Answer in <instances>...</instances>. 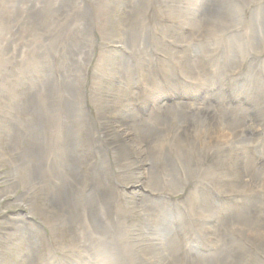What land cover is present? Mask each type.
<instances>
[{"label":"bare ground","instance_id":"obj_1","mask_svg":"<svg viewBox=\"0 0 264 264\" xmlns=\"http://www.w3.org/2000/svg\"><path fill=\"white\" fill-rule=\"evenodd\" d=\"M254 47L264 53V0H0V169H9L0 211L7 198L27 210L1 223V241L23 264H136L142 255L128 243L136 220L119 172L135 181L142 169L154 192L194 186L180 206L156 196L145 206L144 229L155 242L145 256L151 264H255L258 253L264 259V166L240 165L237 148L223 154L241 132L251 143L264 139V61L252 56ZM245 66L249 83L236 92L238 107L223 108L222 94L205 92H221L215 83L241 76ZM201 77L210 85L193 106L147 119L137 113L140 105H162L148 104L157 86L156 94L173 90L174 97ZM210 98L219 101L213 106ZM172 136L174 145L184 140L196 149L198 165L174 173L154 163L156 147L168 158ZM112 149L118 155L110 164ZM141 149L152 152L144 161L154 167L141 162L133 171ZM241 182L261 199L223 208L204 193L208 187L233 196ZM195 208L223 239L213 262L188 249L191 233L182 224L201 221Z\"/></svg>","mask_w":264,"mask_h":264},{"label":"rangeland","instance_id":"obj_2","mask_svg":"<svg viewBox=\"0 0 264 264\" xmlns=\"http://www.w3.org/2000/svg\"><path fill=\"white\" fill-rule=\"evenodd\" d=\"M19 1L20 0H17L18 4H19ZM39 1H41V0H39ZM76 1L83 2L85 0H80V1L79 0H76ZM25 6L28 7L29 9H31L30 3H27V5H25ZM253 6L254 5H252V6H249L248 5L247 6V9L245 10L244 15H243L245 20H248L250 18V14H251L250 13V9ZM15 42L13 43V45H16L17 44V42L16 43ZM261 50L262 49H260V48L254 47V48H252L250 50V52H251V54L252 53L255 54V55L252 54V56H254L255 58H260V59H262L264 61V53L261 54L260 53ZM189 55L194 60L195 51L190 52ZM244 68H243V74L241 76H237V74L235 76L224 75L223 78H222V80H218L215 83V85L220 89L221 92H217L216 90H209L208 88L205 89V92H207L208 94H210L212 96H219V94H222V99H220V100H224L223 101L224 102V105H222L223 108H226L225 106L227 104L231 108L238 107L239 104L242 102V98H237L236 97V92L243 85L249 83L247 76L250 74V69H249L248 66H245ZM259 72H260V76H262L264 78V68L262 66H259ZM186 78L187 77H184L183 79L185 80ZM200 79L192 78L191 80H189L187 82L189 85L188 86H182V87H180L179 91H182V90L183 91L180 92L179 94H176V96H174V97H169V96L173 95L174 93H177V92H175L173 90L171 92H169V93L156 94V92H160V89H162V88H159L160 86H157V88H156L157 90L155 91L154 99H153V101H151L148 104L149 105H154V104H157L158 105V102L161 101L162 102L161 103L162 105H160V106L158 105L156 107H145L143 105H140V106H137L139 108L137 110V113L143 119H147L152 114H154L152 116H157L160 113L158 111L160 109H164L167 112H173V111L178 110V108L181 109L183 106H193L194 104L198 103L202 98L206 97V96L203 95V87L210 85L209 82L207 84L205 83L206 82L205 77H201ZM199 82H201V83H199ZM211 85H213V84H211ZM166 100H168V101L166 102ZM218 101L210 98V101L209 102L214 106V105H216V103ZM139 102L140 103H144V101L141 98L139 99ZM242 105L244 106L245 105V102H243ZM262 134H263V138H264V130L262 131ZM181 139H183V134H180V140ZM172 141H174V142H172ZM183 141H181L178 144L174 145V143H177L178 140L177 139L175 140V138H173V136H172V139L169 142L170 144L168 143L169 145H166L165 146V147H169L170 146L169 147L170 150H169V154H168V158L167 159H165L164 154H163V156H159L157 154V152L160 151L161 149L159 147H156L155 150H154V152H153L154 153V163L156 165H169L170 168L172 169V171L174 173H178V172L182 173L180 171V168H181L182 171H185V168L188 165H195V164L198 165L197 164V158H196V149H194V147H192L190 144H188V145H187V143L185 144V142H183ZM234 141H235V143L233 144L232 148L225 149L226 151L224 150L223 151V154H227L231 150H235L237 148L236 151H238L239 153H236L234 155V157H233V158H235V160H236L237 163H239L240 165H248V164L251 163V164H254L255 167L264 166V139L261 142H259V143L254 142V140L251 143V140H249V138L246 139L243 136L242 132H241L236 137V139H234ZM240 141H242V142H240ZM171 142H172V144H171ZM125 144H128V143L127 142H123V146ZM161 145L162 146L164 145V142L163 141L161 142ZM171 145H173V146H171ZM174 147H175V149H174ZM171 148H173V149H171ZM218 152H221V151H218ZM261 152H262V154H261ZM140 154H141V155H139V160L140 161L138 163H136V164H132L133 165V171L137 170L139 168V165H142V163L144 165H146L145 163H147V166H150L151 165V162H150L151 160L150 159H148L149 162L148 161H144V159L147 156H150L152 154V152L150 151L148 153H144L143 150H142V152L140 151ZM193 154L195 155V157H194ZM117 155H118V152L115 151L114 149H112L111 152L107 155V158L110 160V164H113L114 163V158ZM187 156H189V157H187ZM259 160H260V162H258ZM101 163L103 165H106V158L105 157H104L103 161L101 160ZM4 164L5 163H3V165ZM137 164H138V166H137ZM93 165H96V163L93 164ZM118 165H126V163L120 162ZM151 166L154 167V165H151ZM215 166L221 167L223 165H215ZM7 168L6 167H4V168L1 167V169H0V189L3 186L2 185V182L5 179V173L9 170V169L7 170ZM140 174L141 175H139V177L136 176L135 181H132V178L131 179L130 178L128 179L127 178V174L125 173V171L121 169L120 172H119L120 179L121 180H125V182L124 183H120L119 186H120V190L123 191V194L125 195L126 199H128V203L126 204V206H130V204H132L133 216L135 215V220H136L135 230H133L132 232H129L130 233L129 234L130 237H129L128 243L129 244L131 243L130 245L133 246V249H134V251L136 253V256L137 255L138 256L139 255H142L141 260H137L136 261V264H138V263L139 264H151V262L145 256L147 255V252L149 253V251L151 249L150 246H152L155 242L152 241L153 240V237L148 235L147 229H144V227L146 228V226H145L146 224H145L144 220L147 219V216L145 215L146 207L152 201L153 196H156L159 199L166 198V200H164V201L170 202V203H177V205L180 206V203H183L184 204L185 197L190 196V194H191L192 189H193L194 186L192 184H189L180 193L179 192H177V193H171V194H167L166 193V195H165V194H161L159 191H155L154 192V190H152L153 188L150 186V173H149L148 170L147 171H145V170L143 171L141 169L140 170ZM242 182L238 186V194L239 195L238 194L233 195V196L231 194L221 195L218 191H215L214 188H208V187H205L204 188V193H207V194L210 193V194H212L213 197H214V199H215V201H216V204H218L219 207H223V208H237V207L240 208L243 203H246V205H251V203H253L255 201V199H259V198L261 199V191L256 190L252 184H251V186H253V187H251V189L248 188V189H245V190H241V187L240 186H242ZM144 184H146L147 186L146 185L144 186ZM148 187H150V188H148ZM145 189H146V191H145ZM211 190H212V192H211ZM253 194H255V195H253ZM146 195H147L148 198L146 197ZM246 196H247V198H246ZM236 201H237V203H236ZM249 201H250V203H249ZM17 206L18 205H15V204L12 203V199L11 198H7V199H5L3 201V203H1L0 225H1V223H5L7 221V218H10L13 215H19L20 213L22 215V214H24V213L27 212V210H25L23 207H21V206H18L17 207ZM133 208L135 209V211H134ZM194 213H195V215H196V217L198 219H200V220L202 219L201 212H200L199 209L195 208L194 209ZM28 218L30 220L29 222H33V223H36L37 225L41 226L36 219L30 218V217H28ZM29 222L27 221V223H29ZM183 225H187L189 227V231L191 233L190 234V239L186 242L187 243V246H188V249L191 251V253L195 257H203L206 260H208V262H213V261H211L210 256L211 255H215L216 256V254L218 252V249L221 247V245H223V239L220 236H218L219 238L216 237V232L218 230L216 231L214 229L215 223L213 221L209 220V219H205V220H201L199 222L184 221V223L182 224V226ZM203 225H204V227H203ZM43 229H44V232L45 233H49V231L47 229H45V228H43ZM211 229H213V230H211ZM2 232H3V229L0 226V233H2ZM58 232H60V231H58ZM211 234H214L215 236L214 235H211ZM197 235H198V238H197ZM133 237H134V239H133ZM142 237L143 238H146L148 240V243L143 242ZM139 238L141 240H139ZM215 238H216V240H215ZM137 243H138L139 246L136 245ZM211 244H213V245H211ZM0 246H1V248L4 246L3 247V250H0V264H23L21 262V259H20V256H19V252L18 251H14V250L12 251V249L8 247L7 240L6 239H4L2 241L0 239ZM136 248H137V250H136ZM147 248H148V251H147ZM143 250H144V252H143ZM57 253H59L58 254L59 256H63L61 252H58L57 251L56 252V255H57ZM144 253H146V254L144 255ZM68 256H70V254ZM254 263L255 264H264V259H263V254L262 253H258L256 255V257H254Z\"/></svg>","mask_w":264,"mask_h":264}]
</instances>
